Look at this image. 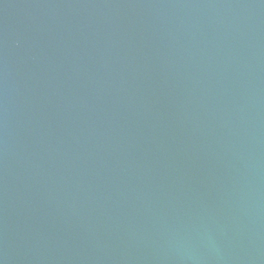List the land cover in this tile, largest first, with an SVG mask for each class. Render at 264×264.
Segmentation results:
<instances>
[{"label":"water","instance_id":"water-1","mask_svg":"<svg viewBox=\"0 0 264 264\" xmlns=\"http://www.w3.org/2000/svg\"><path fill=\"white\" fill-rule=\"evenodd\" d=\"M0 264H264V0H0Z\"/></svg>","mask_w":264,"mask_h":264}]
</instances>
